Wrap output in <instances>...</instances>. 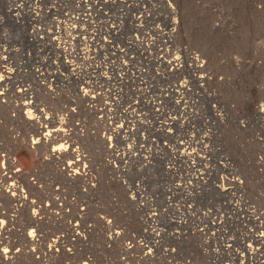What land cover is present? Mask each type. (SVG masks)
<instances>
[{
  "label": "rangeland",
  "instance_id": "374dc122",
  "mask_svg": "<svg viewBox=\"0 0 264 264\" xmlns=\"http://www.w3.org/2000/svg\"><path fill=\"white\" fill-rule=\"evenodd\" d=\"M167 2L0 0V264H264V0Z\"/></svg>",
  "mask_w": 264,
  "mask_h": 264
},
{
  "label": "bare ground",
  "instance_id": "6f19581e",
  "mask_svg": "<svg viewBox=\"0 0 264 264\" xmlns=\"http://www.w3.org/2000/svg\"><path fill=\"white\" fill-rule=\"evenodd\" d=\"M164 2H165V4L167 5V6H169L170 4H169V2H167V0H163ZM14 7L13 8H11L10 7V9H9V12L11 13V14H14L16 11H18L19 10V6H17V5H13ZM172 9V8H171ZM35 8H33L31 11H30V16H34V15H36V13H35ZM85 12H87V11H85ZM14 18H18V16L16 17V15H12ZM115 29V28H114ZM171 33H172V30H170L169 29V31H167L166 32V35L164 36L167 40L171 37L170 35H171ZM6 62H4L3 63V61H1L0 62V64H5ZM179 64L180 63H178V61H174V62H172L171 60H170V68H176V67H179ZM197 67V66H196ZM10 72L11 71H9V68L7 67V63H6V65L5 66H2L1 65V74H10ZM32 72L33 73H38L39 74V70H37V69H33L32 70ZM200 78H202V76H200L199 78H197V79H199V81L198 82H202L203 80H201ZM18 88H19V86H18ZM22 97H24V103L22 104V106L24 107V108H26V112H25V114H26V116H29L30 115V112H29V110H27V108L32 104V102H30V101H27V99L29 98L28 96H29V93H27L26 92V90L25 89H23V88H20L18 91H17ZM79 95L81 96V97H86V92L85 91H81V93H79ZM4 96V94H3V92H1L0 93V97L2 98ZM81 100V99H80ZM37 114H40V111H37ZM34 124V123H33ZM32 124V125H33ZM39 124V125H38ZM37 125H38V127H37V133H38V135H37V137H36V139H35V137L34 138H32V142H33V145H37V143L38 142H40L39 144H41L42 142L43 143H48L49 144V146L50 145H52L51 146V151H50V157H52V158H54V160H57L60 156H61V152L62 151H64V150H70V145H69V142H71V141H69L68 140V138H66L68 135H66L65 133H63L62 131H59V130H56V129H49L48 127L49 126H47V123L46 122H44V123H40L39 122V120L37 121ZM39 129V130H38ZM66 156L67 157H71V156H73V158H74V160L73 161H71V162H68V164H66L67 165V167H65V173H68V178L69 179H74V178H78L79 176H80V178L81 177H83L84 176V174H83V172H85V171H82V172H79L81 169H79V166H80V164H81V161H82V159L80 158H78L79 156H81V155H78V152L77 151H75V152H68L67 154H66ZM72 158V159H73ZM16 172H14V174H15ZM9 174H12L10 177L8 176V179L10 178H13V177H15L14 175H13V173H9ZM17 177V176H16ZM9 179V180H10ZM17 179V178H16ZM20 179V178H19ZM8 180V181H9ZM197 180H198V184H201L202 182H203V177H198L197 178ZM5 182H4V184L2 185L1 184V186H0V198H3L7 203H10L11 205H12V203H16V204H18V205H14L15 207H18L19 209H18V211H20V212H22L23 210L24 211H28V209H26V207H24L23 208V206L25 205V206H28L30 203L32 204V202H29V196H25V194L23 195V193L22 192H20L19 190H18V186L16 187V185H14V184H12V182H11V184L9 183V184H6V182H8L7 181V178L4 180ZM18 185V184H17ZM196 187V186H195ZM198 187V186H197ZM187 189H188V191H187ZM187 189H183L184 191V194L186 195V196H188L190 193L189 192H192L191 191V188H187ZM193 191H195V188L193 189ZM192 194V193H191ZM32 199V198H31ZM5 201H3V202H5ZM6 204V203H5ZM35 204V203H34ZM33 208V207H32ZM23 209V210H22ZM22 210V211H21ZM30 211V210H29ZM28 213V212H27ZM29 214V213H28ZM27 216H29V215H27ZM36 219H37V213H36V211H32V215H30V218L28 219V220H30L31 222L30 223H35L36 222ZM0 223H1V228H0V236H2L3 234H5L6 233V231H8V229H7V226H4L3 224H2V221H0ZM27 244H30V245H33V243L32 242H34V239H33V235H32V232H29L28 233V235H27ZM80 237H82V236H80ZM258 241V240H257ZM4 242V243H3ZM2 243L3 244H6L5 243V241H3ZM2 243H0V245L2 244ZM54 244H57L58 242H53ZM143 246V245H142ZM263 246H264V244H263ZM2 247V246H1ZM5 247V246H4ZM50 247H52V246H50ZM262 247V246H261ZM225 248L227 249L228 248V246H225ZM263 248V247H262ZM144 249H146V254L149 256L150 254H151V249H150V247L149 246H144ZM0 257L1 258H5V259H7L8 261L10 260V259H13V258H15L16 256H11L13 253L10 251V250H7V249H2L1 251H0ZM21 254V253H20ZM11 256V257H10ZM28 258H29V256H27ZM259 263V262H258ZM260 264V263H259Z\"/></svg>",
  "mask_w": 264,
  "mask_h": 264
}]
</instances>
